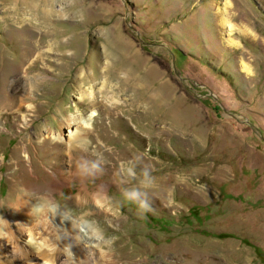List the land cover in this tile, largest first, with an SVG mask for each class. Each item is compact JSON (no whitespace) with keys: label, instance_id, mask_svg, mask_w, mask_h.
<instances>
[{"label":"rangeland","instance_id":"obj_1","mask_svg":"<svg viewBox=\"0 0 264 264\" xmlns=\"http://www.w3.org/2000/svg\"><path fill=\"white\" fill-rule=\"evenodd\" d=\"M24 1L0 0V214L8 219L7 204L19 194L13 184L42 188L57 167L69 168L73 154L100 157L102 174L66 177L54 197L84 215L102 243L90 250L67 223L20 228L9 219L6 230L18 241L10 234L0 242V264H264V0H231L230 20L248 33L222 26L223 0H42L46 17ZM118 40L158 74L164 104L148 115L116 76L102 85L97 75L104 46ZM33 48L41 59L25 73ZM82 89L90 90L85 99ZM106 95L124 107L107 112L98 103ZM92 109L88 146L67 147L70 129L61 117L75 115L80 125ZM130 165L154 178V211L144 218L122 201L123 188L138 186L122 175ZM81 184L106 192L109 210L96 199L78 204ZM31 237L49 252L38 255ZM62 243L66 250L55 254L52 246ZM81 253L84 262L75 261Z\"/></svg>","mask_w":264,"mask_h":264},{"label":"bare ground","instance_id":"obj_2","mask_svg":"<svg viewBox=\"0 0 264 264\" xmlns=\"http://www.w3.org/2000/svg\"><path fill=\"white\" fill-rule=\"evenodd\" d=\"M41 1L42 0H30L29 2H27L28 5L26 3L25 4H26V6H28L30 8V10L33 11V14H34V12H39V14L42 17H46L45 15H46L47 9L45 7H47L48 4L43 3ZM23 2H25V1L23 0ZM231 5H232L231 0H223V1L219 2V4H218L219 9H221V11H222V19H221L222 26L224 28L226 27V30H230V31L234 28L233 30H235V31L240 30L242 32H244V31L247 32L248 27H245V25H243L242 26L243 29H240L237 26H235L232 23V21L230 20V17L231 18L233 17V14L231 13L232 12L231 9L233 8V6H231ZM237 15L239 16V14H237ZM26 36H27V34H26ZM51 36H56V35L52 34ZM42 40H43L42 38H41V40H39L41 42H39L38 45H40V43H42ZM60 46H61V48H63L62 45H60ZM29 49H30V47H28V50ZM130 49H133V51H131ZM35 53H36V49L33 48V51L31 53V55L33 56V59L28 64V67H26V70H24L25 73H27L26 71L33 70L38 66V62L41 59V55L40 54L35 55ZM34 55H35V57H34ZM143 56L130 43L127 44V43H124L123 41H120V40H118L116 42H111L108 44V47L106 45L104 46L102 58L105 59V67L102 68L100 73L97 75L102 76L101 77L102 79L100 80V82L103 83L102 85L107 84V82L104 83L106 78H112V77L116 76L119 79L118 88L122 91H131L134 101L136 103L140 102L144 106V107H142L143 108L142 114L146 113L148 115V109L149 108L157 109L158 107H160L162 105V103L164 104L163 100H164L165 96L163 94L162 84L156 82L158 74L155 72V70L153 68L149 69V67L146 66V63H145ZM29 59H30V57L28 56L24 61L27 62ZM43 60L45 62H48L47 59H43ZM243 63H245V61H243ZM39 68H40V70H43V72H45L46 74L48 72H53L52 70L48 69L45 66H41ZM246 71H247V69H246ZM78 72H79V74H78L77 80L82 81L84 76H82L80 71H78ZM39 78H40L39 76L35 77L34 80H32V82H30L29 89H28L29 94H27L28 95L27 99H32L31 95L32 94L34 95L36 93L35 91L38 89L37 86L42 81ZM92 79L93 80H99V78L98 79L92 78ZM93 82H95V81H93ZM81 84L82 83L80 82L77 86L80 88L83 87ZM82 90H83L82 97L85 99L88 96V92L90 90L88 92H87V90H84V89H82ZM34 99L35 98H33V100ZM110 100L118 101V103L110 102ZM128 101H129V103H132V105L134 106V108L136 110L140 109L137 104L131 102L130 100H128ZM98 103H99V105L103 106L107 112L112 113L113 112L112 110H115L118 106L124 107L125 101L119 100L116 95H106V96H103L102 101H99ZM121 104H123V105H121ZM135 105L137 107H135ZM22 108H23L22 106L18 107L17 111L22 109ZM151 112H153V109ZM96 113H97L96 109H92L91 113L89 114V118L86 120H83L82 124H80V125H78L75 122L77 120L75 115H72V116L69 115L67 118H64L63 116L61 117L62 119L60 120L59 124L65 123L67 125V127L70 129L69 139H68L70 144H68L67 147H69L71 149H75V148L77 149L79 146H85V148L88 146L89 143L86 141V137L88 139L89 135H87V134L90 133V129H91V127H90L91 122L90 121L96 115ZM23 116H24V114H23ZM71 141H72V143H71ZM24 152H25L23 155L24 158L32 160V158H30L28 151L24 150ZM79 159H80L79 156H76L73 154L72 159L70 158L68 160L70 163V166L67 170H65L63 167H57L55 170H53L52 171L53 178L51 179L53 183H50L45 187L43 186L42 187L43 189L40 187L33 186V185H22V187H23L22 188L21 185L16 186L15 184H13V186L16 187L15 190L17 192H19V194L15 197L14 200H12V202H8V204H7L8 205L7 206L8 212L5 211L6 212L5 214L8 213L7 214L8 219H6L4 217V215L0 214V242H3L5 237L6 236L8 237L10 234H12L14 236L15 241H18V238H17L18 235L13 234L11 232L12 230H9V229L6 230L7 221H9V219H10L11 221H13V223L16 222L18 225H20V228H21V226L24 227L27 224H29V226H32V225L40 226L41 225L40 227H42L43 225H45V226L51 227V224L67 223L72 229L75 226V228H74L75 230H73V232L71 233V236H75V238L82 240V242H84L83 244L85 247H90V250H92V247L94 245L99 244V242L101 240L100 236L96 235L93 232V230H92L93 225L91 223H89V221H87L88 219L87 220L84 219V217H85L84 215L74 216L70 212H68L67 210H65L64 208H62L61 206H59L58 204L55 203L54 191H56V189L62 188L61 184L65 183L66 177H68V178L70 177L69 181H71V179H73L74 177L79 176L77 174V171H76V164H77V161ZM70 161L73 163V166H72ZM70 167H71V169H70ZM59 175H60V177H58ZM78 179H79V177H78ZM66 181H68V180H66ZM34 184H36V183H34ZM31 186H33V187H31ZM88 188L89 187H87L86 185H83V184L80 185V188H78V192L75 196L76 202L78 204H86V202H88L89 199H93V200L96 199L95 204H99L100 206L105 207L107 210H109V208L107 206L108 204L106 201L107 200L106 192H104V193L101 192L98 195L92 194V192L89 193V191L87 190ZM100 191H102V190H100ZM82 192H83V194H82ZM8 224H10V223H8ZM27 227H28V225H27ZM89 232H91V233L89 234ZM33 240H34V238L31 237L30 238L31 242H29V243L31 244ZM37 242H38L37 240L33 241L34 251L36 252L37 250H40V251H37L38 255L47 254L49 252V250L46 249L45 247L41 248L42 246H40L38 249L36 248L35 245H37L36 244ZM101 243L102 242H100L99 245H101ZM63 244L64 243H62L61 245L58 244V245L52 246L54 248V251L56 252L55 254H57V250H60V253L62 251L66 250V248L64 247ZM42 245H44V244H42ZM77 249L81 250V245H78ZM10 255H11L12 259H15L17 257L15 251H12V253ZM64 255L66 256V262L71 261L70 256H73L71 253L66 251ZM82 255H83V257H82ZM31 256L34 257L35 254H32ZM38 258H40V257H38ZM85 259H86V257H85V254H83V253H81L79 256L75 257V261L80 260V262H84ZM72 260H74V259H72ZM23 262H28L27 264H37L38 261L37 262L35 260L26 261V259H24ZM45 262H47V261H44V263ZM72 262H74V261H71V264H72ZM44 263H42V264H44ZM50 264H52V263H50Z\"/></svg>","mask_w":264,"mask_h":264},{"label":"clouds","instance_id":"obj_3","mask_svg":"<svg viewBox=\"0 0 264 264\" xmlns=\"http://www.w3.org/2000/svg\"><path fill=\"white\" fill-rule=\"evenodd\" d=\"M104 162L100 157L91 158L87 155L81 156L76 164V171L79 176L87 179H95L102 174ZM122 175L127 182H131L133 178L138 181V186L125 187L121 190L122 201L126 204L135 205L137 214L141 218L154 211L149 196V189L154 184V178L151 176L147 168H142L137 173L134 165L122 169Z\"/></svg>","mask_w":264,"mask_h":264}]
</instances>
